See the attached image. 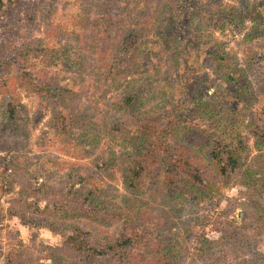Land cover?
I'll list each match as a JSON object with an SVG mask.
<instances>
[{
    "label": "rangeland",
    "instance_id": "obj_1",
    "mask_svg": "<svg viewBox=\"0 0 264 264\" xmlns=\"http://www.w3.org/2000/svg\"><path fill=\"white\" fill-rule=\"evenodd\" d=\"M263 107L264 0H3L0 264H264Z\"/></svg>",
    "mask_w": 264,
    "mask_h": 264
},
{
    "label": "trees",
    "instance_id": "obj_2",
    "mask_svg": "<svg viewBox=\"0 0 264 264\" xmlns=\"http://www.w3.org/2000/svg\"><path fill=\"white\" fill-rule=\"evenodd\" d=\"M2 1L3 0H0V3H2ZM256 123H261V127L259 128L258 126V129H260V131L258 130L257 132L259 134L257 138L260 140L264 138V107L259 110V120H257ZM214 145L215 144H213L212 146L211 158L217 164L221 165L222 163H224V161L221 160V158H223L222 155L224 154L227 157L225 162L227 164H231L230 169L234 170L236 168V165H238V161L236 159H233L235 158V156H233L234 155L233 153L235 152L234 149L231 148L230 146V150H229L228 149L229 146L225 144L224 145L218 144L217 147H215ZM225 168H227V165H223V168H222L223 174H225L224 173ZM141 169H143L141 162H134V164L130 166L129 168L130 173H131L130 177L134 180L138 178L140 176L139 172L141 171ZM195 180L200 183L204 182L203 178H201L200 176H195ZM130 185L131 187H133L132 183ZM130 185H129V189H130ZM88 199L90 203V209L95 211V208H93L92 206L98 205L97 203L98 199L94 191L89 192ZM13 215H17V214H13ZM77 233L81 234L80 232H77ZM84 241L85 240L83 239L81 240V242H79L77 237L68 239V242L72 245L70 247H72L75 251H83V250L87 251L88 250L90 253L89 257H92L93 259H97V257H100V258L106 257V258H111L115 262L120 264L124 260L127 259L126 251L128 249L133 248L136 241H138V238H136L135 236H124L122 239H117L112 242H107V245L105 247L90 246L88 242L85 241L86 242L85 244Z\"/></svg>",
    "mask_w": 264,
    "mask_h": 264
}]
</instances>
